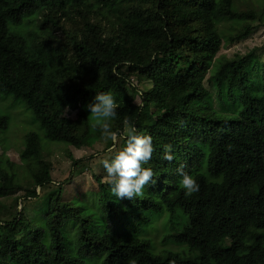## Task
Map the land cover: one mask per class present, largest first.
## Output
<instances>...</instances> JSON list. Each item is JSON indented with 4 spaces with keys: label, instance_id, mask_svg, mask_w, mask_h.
Returning a JSON list of instances; mask_svg holds the SVG:
<instances>
[{
    "label": "trees",
    "instance_id": "16d2710c",
    "mask_svg": "<svg viewBox=\"0 0 264 264\" xmlns=\"http://www.w3.org/2000/svg\"><path fill=\"white\" fill-rule=\"evenodd\" d=\"M29 15L32 28L12 29ZM72 15L82 19L58 48L52 29L65 32ZM257 19L264 7L240 9L236 0H0V92L22 99L50 141L75 147L101 138L85 105L111 92L112 129L128 121L152 137L142 166L154 181L133 198L116 197L99 178L96 191L64 198L58 183L33 219L22 211L0 219V264H86L83 252L100 264H264V58L218 54ZM132 75L150 86L138 89ZM147 113L155 120L144 122ZM7 122L0 115V129ZM41 150L38 133H27L19 158L33 186L24 197L52 181ZM68 156L72 167L82 160ZM181 165L200 184L191 196ZM13 166L0 162V196L20 189ZM143 223L160 227L158 252L136 230Z\"/></svg>",
    "mask_w": 264,
    "mask_h": 264
},
{
    "label": "rangeland",
    "instance_id": "374dc122",
    "mask_svg": "<svg viewBox=\"0 0 264 264\" xmlns=\"http://www.w3.org/2000/svg\"><path fill=\"white\" fill-rule=\"evenodd\" d=\"M236 5L240 9H246L250 6L255 7L256 12H261L264 7V0H236ZM32 16L23 17L22 21L16 23L18 26L12 29L27 32L33 26ZM78 15H72L69 21H62L63 30L52 29L55 38L54 44L58 48L61 44L66 43V32L73 31L74 25L81 21ZM255 30L245 39L239 40L232 44L223 45L218 54L225 55L226 58H232L235 54L243 55L248 51L257 52L264 58V19L254 21ZM226 66L223 67L221 78L226 76ZM131 81L138 89H147L150 83L137 75H132ZM128 92L131 93L130 89ZM135 102L139 103L138 96ZM153 109V108H152ZM66 115L74 118L75 111L65 110ZM0 115L8 118L7 127L0 129V162L8 158L14 164L13 170L17 176V185L20 189H13L8 195L0 196V219H11L22 211L21 216L25 219H33L36 216V209L40 207L44 201L47 192L56 189L60 183L63 187V197L68 198L77 193L87 191H96L99 187L98 179L103 183L107 182L106 173L103 169L101 161L111 156L115 147H112L111 141H105L102 137L91 145L75 147L64 142H53L46 136L45 130L40 126L39 121L35 118L33 110L26 106L25 102L20 98H15L11 93L0 92ZM155 115L147 113L143 116L144 122H152ZM29 132H36L40 138L42 147L41 158L51 163L52 181L43 188L37 187V196L24 197L26 188L32 187L33 182L28 170L21 165L19 152L24 147L25 135ZM120 142L118 138L117 143ZM68 153H72L75 158H82L76 167H72ZM69 179V180H68ZM20 217V215H19ZM152 225V224H151ZM148 223H143L136 227L145 237L151 239L153 252L159 251L156 235L160 239L162 232L160 227H152ZM165 232V231H164ZM168 249H176L174 245L168 244ZM83 259L86 264H100L101 258L95 253L83 252Z\"/></svg>",
    "mask_w": 264,
    "mask_h": 264
},
{
    "label": "clouds",
    "instance_id": "9594fccd",
    "mask_svg": "<svg viewBox=\"0 0 264 264\" xmlns=\"http://www.w3.org/2000/svg\"><path fill=\"white\" fill-rule=\"evenodd\" d=\"M90 115L93 128L101 130V137L111 141L115 147L118 138L123 146L110 157L101 161L106 173V180L110 191L118 198H133L143 194L145 185L152 180L153 171L150 167H143L152 157V137L139 131L132 122L125 121L121 131L113 130L111 119L116 117L117 102L111 92H97L93 102L85 105ZM164 159L172 160L171 145L164 146ZM180 176V185L184 195L191 196L200 190L197 179L183 170V166L176 169Z\"/></svg>",
    "mask_w": 264,
    "mask_h": 264
}]
</instances>
